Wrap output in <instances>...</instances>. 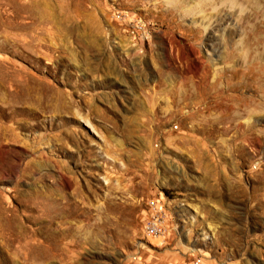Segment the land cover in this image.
I'll use <instances>...</instances> for the list:
<instances>
[{"label":"rangeland","instance_id":"1","mask_svg":"<svg viewBox=\"0 0 264 264\" xmlns=\"http://www.w3.org/2000/svg\"><path fill=\"white\" fill-rule=\"evenodd\" d=\"M0 264H264V0H0Z\"/></svg>","mask_w":264,"mask_h":264},{"label":"bare ground","instance_id":"2","mask_svg":"<svg viewBox=\"0 0 264 264\" xmlns=\"http://www.w3.org/2000/svg\"><path fill=\"white\" fill-rule=\"evenodd\" d=\"M218 0H216V2H217ZM211 2V1H210ZM212 3V2H211ZM210 3V4H211ZM211 6V5H210ZM216 7V6H215ZM209 8H211V7H209ZM212 8H213V6H212ZM215 9V8H214ZM32 35V34H31ZM29 36V35H28ZM28 36H25V37H22V41H28V42H46V39L48 38V41H49V39H52L51 37H48V36H39V35H32V36H30V37H28ZM21 37V36H20ZM27 37V38H26ZM53 37V36H52ZM66 37V36H65ZM59 38H60V36H59ZM17 39V38H16ZM67 39V38H66ZM19 40V39H18ZM52 41V40H51ZM58 41V40H57ZM64 41V40H63ZM67 41V40H66ZM50 42V41H49ZM50 44V43H49ZM36 45V44H35ZM47 45V44H46ZM35 47V46H34ZM39 47H42V46H40L39 45ZM43 50V49H42ZM41 50V51H42ZM48 51V50H47ZM40 52V51H39ZM44 52V51H43ZM49 52V51H48ZM45 54H47V53H45ZM44 55V54H43ZM45 59V58H44ZM49 61H50V59H49ZM48 61V62H49ZM51 62V61H50ZM201 62V61H200ZM190 70H192V73H193V69L191 68ZM189 72V71H188ZM189 73H191V72H189ZM195 74V73H194ZM188 78V77H187ZM187 81V80H186ZM192 81V80H191ZM190 83H193V82H190ZM196 86V85H195ZM188 88V87H187ZM186 88V89H187ZM195 88V87H194ZM191 89V88H190ZM185 91V90H184ZM56 92V91H55ZM58 92V91H57ZM60 92V91H59ZM188 92H189V90H188ZM193 92V91H192ZM48 93V92H47ZM185 93V92H184ZM194 93V92H193ZM58 94V93H57ZM196 94H197V92H196ZM53 95V94H52ZM60 95V94H59ZM58 95V96H59ZM62 96V95H61ZM184 96V95H183ZM53 97V96H52ZM67 98V97H66ZM185 98V97H184ZM48 99V98H47ZM186 99V98H185ZM41 100V99H40ZM38 101V100H37ZM41 102H43V101H41ZM47 103V102H46ZM54 105H53V107L57 110V111H60V112H62V111H64V110H67V109H70V106H71V104H70V106H69V103H67V101H65V100H63V101H61L60 99H58V98H54V103H53ZM207 104V103H206ZM210 104V103H209ZM228 104V103H227ZM228 106V105H227ZM74 107V106H73ZM241 106L239 105V107L238 108H240ZM220 109V108H219ZM39 110V109H38ZM57 111H56V114H57ZM68 111H70V110H68ZM59 112V113H60ZM227 112V111H226ZM72 113H74V112H72ZM224 113V112H223ZM74 115H76V114H74ZM225 116H227V115H225ZM80 117V116H79ZM229 117V116H228ZM238 117V115H236V114H234V113H231V118L232 119H234V118H237ZM84 119V118H83ZM86 119V118H85ZM84 119V120H85ZM228 119V118H227ZM225 120V119H224ZM84 123V122H83ZM85 123H86V125H90L87 121H85ZM88 123V124H87ZM230 125L232 126V123H230ZM238 126H239V124H238ZM233 128L235 127V125H233L232 126ZM66 131V130H65ZM61 132V131H60ZM63 135H64V138L66 137V139H71L70 138V136L67 134V133H63ZM61 137V136H60ZM59 137V138H60ZM62 138V137H61ZM59 141V140H58ZM63 141H65L64 139H61V142H62V144H64V142ZM59 143V142H58ZM66 144V143H65ZM64 144V145H65ZM63 169V168H62ZM67 169V168H66ZM64 171H66V170H64ZM69 174V173H68ZM70 175V174H69ZM28 197H30V198H32L33 200L34 199H38V198H42V199H44L45 201H50V202H52V203H59L61 206H63V207H70L72 204H70L69 202H63V199H62V196H61V194H57L56 192H55V190H50V191H48V193H39V192H34V193H31ZM40 200V199H39ZM41 202V201H40ZM35 203H37V201L35 202ZM54 206V205H53ZM52 206V207H53ZM38 209H40V208H38ZM43 210V209H42ZM57 210V209H56ZM47 211V210H46ZM63 211V210H62ZM53 213V212H52ZM58 216V215H57ZM50 223L52 224V225H54V226H57V227H60V225H61V223H56L55 221H54V218H52L51 217V220H50ZM48 224H49V222H48ZM50 224V225H51ZM63 225V224H62ZM72 228V227H71ZM51 229V228H50ZM61 229V228H60ZM53 230V229H52ZM66 230V229H65ZM62 231V230H61ZM64 232V231H63ZM62 232V233H63ZM68 232V231H67ZM50 235V234H49ZM54 236V235H53ZM50 237V236H49ZM48 237V238H49ZM55 237V236H54ZM52 238V237H51ZM56 244V243H55Z\"/></svg>","mask_w":264,"mask_h":264},{"label":"built area","instance_id":"3","mask_svg":"<svg viewBox=\"0 0 264 264\" xmlns=\"http://www.w3.org/2000/svg\"><path fill=\"white\" fill-rule=\"evenodd\" d=\"M166 207L159 203L148 206V214L144 221L145 234L151 238L164 239L167 234Z\"/></svg>","mask_w":264,"mask_h":264}]
</instances>
